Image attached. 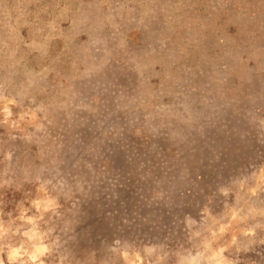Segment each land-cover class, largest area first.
I'll list each match as a JSON object with an SVG mask.
<instances>
[{
	"label": "rangeland",
	"instance_id": "374dc122",
	"mask_svg": "<svg viewBox=\"0 0 264 264\" xmlns=\"http://www.w3.org/2000/svg\"><path fill=\"white\" fill-rule=\"evenodd\" d=\"M0 264H264V0H0Z\"/></svg>",
	"mask_w": 264,
	"mask_h": 264
}]
</instances>
